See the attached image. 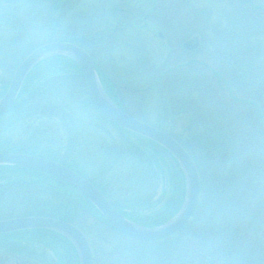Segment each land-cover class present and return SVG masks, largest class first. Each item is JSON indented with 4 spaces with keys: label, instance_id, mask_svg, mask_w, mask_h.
Listing matches in <instances>:
<instances>
[{
    "label": "trees",
    "instance_id": "trees-1",
    "mask_svg": "<svg viewBox=\"0 0 264 264\" xmlns=\"http://www.w3.org/2000/svg\"><path fill=\"white\" fill-rule=\"evenodd\" d=\"M100 1L79 2L82 8L91 11L89 16H83L79 29L68 30L59 38L49 28L43 39V30L36 34L40 24L35 22L43 21L44 13L48 14L46 22L55 24L56 2H48L45 13L43 0H31L28 16L24 17L26 14L18 8L12 15L0 0V63L7 66L0 68V99L20 65L19 57L24 59L52 36L53 41L75 43L90 54L106 92L119 107L126 108L122 94L126 87L136 93L142 88L132 80H142L146 75L153 77L161 87L169 113L190 115L189 124L182 131L155 127L179 142L193 159L201 180L198 208L186 228L177 234L155 242L137 241L120 234L84 195L65 182L27 168L0 166V220L47 217L73 224L87 236L94 264H264V240L262 246L259 242L255 244L264 233V199L256 198L253 190L257 182L264 185V0H227V8L216 22L209 19L207 12L198 16L197 11L186 9V5H193L192 0H156L149 17L157 15L166 20L169 28L177 24L184 27L183 35L177 37L182 42L199 35L207 60L180 58L164 75L154 74L145 68L146 61L138 60L139 65L128 76L120 68H111L112 58L108 55L111 32L104 37L108 24L101 18L106 16L108 4ZM170 2H175L188 19L172 16V11L166 9ZM121 4L111 3V16L117 22L124 15L132 19L127 28L134 22L137 25L140 8L129 9L125 14ZM188 20L189 24H184ZM24 21H31L35 29L31 30ZM15 47L24 48V53L10 54ZM13 61L15 67L11 65ZM78 99L80 109L96 113L101 121L98 127L104 128L103 137L104 134L109 137L105 144L100 132L97 133L103 141L106 165L118 161L115 162L118 166L128 160L126 170L142 169L149 183L148 178L138 182L126 180L123 170L111 173L110 165L108 169L103 166L96 178L76 165H80L78 158H81L78 149L89 141L72 109V102ZM42 119L43 128L52 124L62 129L71 143L68 155L61 156L59 162L89 180L127 219L142 226L158 227L181 209L186 182L176 158L155 142L104 118L90 95L83 70L68 57L47 58L30 72L13 108L0 117V153L40 154L37 148L34 151L27 147L23 139L16 142L17 134L11 126L21 129ZM107 125L126 135L125 147ZM39 156L51 158L48 151ZM161 161L173 173V191L159 211L150 212L158 204L152 198L157 193L154 171H159ZM259 250L260 256L256 254ZM0 251L25 257L34 264H79L72 242L50 230L2 234Z\"/></svg>",
    "mask_w": 264,
    "mask_h": 264
},
{
    "label": "rangeland",
    "instance_id": "rangeland-1",
    "mask_svg": "<svg viewBox=\"0 0 264 264\" xmlns=\"http://www.w3.org/2000/svg\"><path fill=\"white\" fill-rule=\"evenodd\" d=\"M122 1V2H121ZM79 2H85L80 1ZM122 3L121 7L123 8V11H125V14L129 9L132 8H140L138 11V15H141L138 18V23L134 22L131 27L127 28L128 25L132 22V19H128L127 16L124 15L123 18L121 17V20L123 23L117 22L118 19H115L111 16V14H108V9L106 7V16L102 19L108 20L111 19L110 24V47H109V56L111 59L110 65H112L111 68L115 69H122V74H125L128 76V74H131L134 72V68L139 65L138 60H144L146 63L145 68H149L151 72L156 73L157 75H164L163 73L169 68L175 65V62L181 58V61H189L190 58L195 57L197 59H202L204 61L207 58L204 56L206 53L204 49L205 47H201V37L199 35H193L190 39L193 37L199 38V46L195 50H188L183 47L184 42L189 41L185 40L182 42L177 37L183 35V28L180 27L178 24L174 25L172 27H168L166 25V20H161L160 18H157L156 16L149 17V14L154 6L156 5V0H119L118 3ZM193 5L187 6L186 9L188 10H195L198 12V16L202 13H209L210 14V20L212 22H216L217 19L220 17L222 11H224L227 8V0H192ZM184 4V3H183ZM178 6V5H177ZM83 5L77 2H68L66 4V7L63 10L62 14V23L61 26L65 29V32L68 30H72L73 28L79 29L80 26H82L81 20H84L85 15L89 16L91 14V11H86V9L82 8ZM190 8V9H189ZM166 9H170L169 11H172V16H176L178 19L184 20L187 18L185 14L180 13L179 10L176 7L175 2H170ZM97 10V4L96 9ZM178 10V11H177ZM103 11V10H102ZM177 12V13H174ZM196 13H194L195 15ZM55 20H58V15L53 14ZM28 15H25L26 17ZM32 18V15H29ZM99 17V15L96 16V19ZM110 17V18H109ZM165 18V16H164ZM48 19V14H45V21L38 20L35 22V24L39 25L42 29L36 28V34L39 32H43L46 30H49L50 25L53 24V22H46ZM166 19V18H165ZM188 19V18H187ZM80 22V23H79ZM26 25L32 30L35 29L32 25V22L24 21ZM51 23V24H50ZM87 23V21H86ZM97 23V22H96ZM108 24V25H110ZM184 24H189L188 21H184ZM53 26V25H52ZM120 27V30L123 29L121 32L119 30L114 29L113 27ZM176 26V27H175ZM82 28V27H81ZM186 29V27H185ZM2 28H0V31ZM41 30V31H40ZM45 31V32H47ZM213 35V33H211ZM37 39V38H35ZM38 42V41H37ZM40 43H43V40H41ZM184 52H182V49ZM200 53L198 50H201ZM195 53V54H194ZM23 54V53H22ZM205 58V59H204ZM23 59V56L19 57V60L21 61ZM210 64V63H209ZM142 66V65H140ZM144 72V71H143ZM1 73V72H0ZM146 73V72H145ZM167 75V74H166ZM126 78V77H124ZM142 80H132L135 84L139 85L141 88L138 93H136L134 90L130 89V87H126L125 90H123V97L126 101L125 105L128 111L132 115H135L134 117H140L141 120L147 122L148 124L152 126H162L163 128H167L174 132L182 131L187 124H189L188 119L190 118V115L188 114H175L171 115L169 111L167 110V106L165 104V98L161 91V87H158V81L155 80L153 77H150L148 75L142 77ZM2 85V84H0ZM138 87V88H139ZM0 89H2L0 87ZM79 100L71 101L72 102V109L74 110V115L76 117L77 124H79L83 128L82 134L85 136L89 141L87 142V145L85 144L83 148L80 147L78 149L81 158H78V161L80 163L81 168H83L88 175L91 177H98L101 173L100 170H103L106 165L104 162L103 154H106L105 151H103L102 144L103 141L100 137H98L97 133L101 134L102 138L104 139V143L106 144V141H109V137H105L106 134H104L103 137V129L98 127L99 123L101 124V121L97 117L96 113L94 111H87L82 110L78 106ZM80 105V103H79ZM170 114V115H169ZM172 123V125H171ZM45 124H48L47 122ZM49 125V124H48ZM52 126V124H50ZM14 125L11 126V129ZM109 126V125H107ZM106 128V126H105ZM113 132V137L116 140H121L122 147H125L127 144V137L125 134L118 131L116 128L109 126L108 127ZM61 137V136H60ZM53 139V138H52ZM47 139L44 137L43 142V148H49L53 147L52 143L56 144V139ZM58 144V143H57ZM61 144V143H60ZM84 144V143H83ZM81 145V144H80ZM66 148V145L63 146V149ZM129 157V156H128ZM127 159V157H126ZM137 160V159H135ZM116 161L108 162L106 167L108 169V166H111V173H114V171H121L123 170L125 173H122L126 180L132 181V182H138L139 180L147 179V177L144 178V172L142 169L138 171V169H129L128 167V160L123 162L122 164L117 166ZM134 162V161H131ZM138 162V160H137ZM161 163V168L159 171H154L157 175L154 181V184L157 187V193L155 194V197L152 198L153 203L158 202L150 210V212H157L159 211L165 204L167 197L169 196V193L173 191V178L169 169V166L167 164ZM124 164V167L122 165ZM114 167V169L112 168ZM116 167L118 169H116ZM128 167V168H127ZM112 175V174H111ZM110 175V176H111ZM159 177V178H158ZM152 179V176L150 177ZM149 183V178H148ZM254 196L258 199L261 197L264 199V185L262 183H255L254 186ZM159 200V201H158ZM261 240H264V233L263 236L260 237L257 240H255V244L259 242L260 246L263 244L261 243ZM261 250V249H260ZM260 250L257 251V255L260 256ZM264 252V249H263ZM12 263H16L15 259H11ZM1 264V263H0Z\"/></svg>",
    "mask_w": 264,
    "mask_h": 264
},
{
    "label": "water",
    "instance_id": "water-1",
    "mask_svg": "<svg viewBox=\"0 0 264 264\" xmlns=\"http://www.w3.org/2000/svg\"><path fill=\"white\" fill-rule=\"evenodd\" d=\"M5 1L15 3L21 0ZM57 6L58 2L55 11ZM183 46L190 51L195 50L199 46V38L194 37L185 42ZM55 56L68 57L82 68L96 107L108 121L155 142L176 158L186 180L185 201L180 211L171 220L161 226L150 228L124 217L91 182L60 163L22 153H0V166L27 168L43 172L65 182L84 195L107 221L127 238L155 242L184 230L194 216L201 197L200 175L193 159L173 137L122 111L107 95L92 57L80 46L69 42H50L34 50L20 64L8 91L0 99V117L13 107L24 81L33 67L44 59ZM39 229L56 232L71 241L77 250L79 264H94L93 251L87 236L73 224L47 217H20L0 220V235Z\"/></svg>",
    "mask_w": 264,
    "mask_h": 264
},
{
    "label": "flooded vegetation",
    "instance_id": "flooded-vegetation-1",
    "mask_svg": "<svg viewBox=\"0 0 264 264\" xmlns=\"http://www.w3.org/2000/svg\"><path fill=\"white\" fill-rule=\"evenodd\" d=\"M30 1L31 0H23V1H19L17 3L6 4L5 3L6 1L3 0L4 5L8 6L10 8V10L8 12H10L12 15H15V13L17 11V8H18L19 12H22L23 14L24 13L26 14L27 9L30 7L29 6ZM52 1L56 2V4L58 2V6H57V9H56V12H55V14L56 13L58 14L56 16V18L58 17V20L56 21L55 24H51L50 25V30L56 31L57 37L62 38V37H64V33H65V29L61 26L63 10L66 7V4L68 2H73L74 3V2L78 1V3H79V0H43V12L46 13L47 3L48 2H52ZM80 1H82V0H80ZM118 1L119 0H116V1L115 0H102L100 2H106L105 4H108V5H106V7L108 9L109 14H111L110 13L111 12L110 11L111 3L118 2ZM85 2H95V0L85 1ZM106 7H105V9H106ZM44 19H45V14L43 13V20ZM120 21H121V18H120ZM110 22H111V19H108L107 20V24H110ZM110 28H111V24H110V26L108 25V29L106 28V31L104 32V37L105 38H106L107 33L109 34V32H110ZM113 28L116 29V30H119L118 29L119 27H117V26H115ZM74 30H76V28ZM45 31H47V28H46ZM45 31L43 32V39H44V37H46L48 35V33L45 32ZM119 32H121V30H119ZM72 34L73 33H71L70 35L73 36ZM102 39L103 38H101L100 40H102ZM49 41H53V36L50 38ZM47 42L48 41H46V43ZM3 51H5V49L2 50V52ZM16 51H18V52H20V54H22V53H24V48L22 49L21 47H19L18 49H16V47H15V48L12 49V52H9V53L14 55L16 53ZM5 54H8V52H5ZM22 61L23 60H21V62ZM15 64H16V61L15 62L13 61V64H11V65H13L15 67ZM8 67L10 68V66H8ZM18 67H19V65L15 68V71H14V73L11 76L12 78H13V76H14V74H15V72H16ZM0 68L1 69L2 68L5 69V68H7V66H6V64L0 63ZM119 108L121 110H123L125 113L129 114L130 116H132V114H130L126 110V108H124V106H123V108L122 107H119ZM132 117H134V116H132ZM12 129H14V131H15L14 133L17 134V137L15 139L16 142H18V140H22L23 139L24 140V144L27 147H29V148L32 147V150H34V151H35V148H37L38 149L37 153H40V154L43 153L44 151H48L49 152V157H51V158H46V159H49V160L55 161L57 163H60L58 159H60L61 156L68 155V153H69V147H70L71 143L65 137L62 129L53 127V125L52 126L50 125L48 127L43 128V119L40 120L39 122H36V120L33 121V122H30L24 128L21 127V129L15 128L14 126H13ZM44 137H46V142H47V139H52L53 138V139L57 140L58 144L57 143L56 144L52 143V145H54L53 147H49V148L44 147L43 148ZM64 145H66L65 149H63ZM9 153H19V152H9ZM22 154H26V153H22ZM40 154L32 155V156L42 157V156H39ZM54 155L58 156V158H55ZM42 158H44V157H42ZM60 164H62V163H60ZM62 165H64V164H62ZM76 165L78 167H80L79 164H76ZM64 166H66V165H64ZM66 167L69 168L68 166H66ZM69 169H71V168H69ZM72 171H74V170H72ZM74 172H76V171H74ZM11 259H15L16 263H12ZM0 263L1 264H34L32 260L27 259L25 257H21V256H18V255L12 254V253L6 254V253L1 252V251H0Z\"/></svg>",
    "mask_w": 264,
    "mask_h": 264
}]
</instances>
